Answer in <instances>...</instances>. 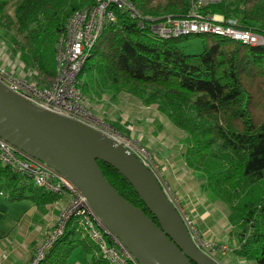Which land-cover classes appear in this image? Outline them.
Instances as JSON below:
<instances>
[{"label":"trees","instance_id":"trees-1","mask_svg":"<svg viewBox=\"0 0 264 264\" xmlns=\"http://www.w3.org/2000/svg\"><path fill=\"white\" fill-rule=\"evenodd\" d=\"M127 1L144 17L162 16L155 20L191 17L189 0ZM13 4L12 16L8 8ZM97 4L98 0H0V31L13 30L14 52L27 69L43 76L45 82L40 77L36 84L51 85L56 79L59 42L66 36L70 18ZM112 9L116 21L107 25L77 80L89 108L120 133L127 128L93 109L102 91L127 92L164 114L185 133V162L200 178L203 191L224 202L229 220L239 227L238 243L230 252L264 264V45L211 34L163 39L150 30L153 21L146 20L141 28L127 9ZM196 10L205 19L216 14L235 19L240 29L264 38V0H224ZM195 36L204 38V51L185 54L179 43ZM98 163L120 195L158 223L130 182L112 166ZM0 197L9 202L27 199L41 206L69 200L14 173L1 160ZM47 241L42 257L37 259L35 254L29 264L35 260V264H68L79 247L88 264H111L76 215L66 220L56 239Z\"/></svg>","mask_w":264,"mask_h":264},{"label":"water","instance_id":"water-1","mask_svg":"<svg viewBox=\"0 0 264 264\" xmlns=\"http://www.w3.org/2000/svg\"><path fill=\"white\" fill-rule=\"evenodd\" d=\"M0 138L68 179L139 264H221L196 245L156 175L126 146L80 121L40 111L1 82ZM99 161L130 182L158 223L120 195Z\"/></svg>","mask_w":264,"mask_h":264},{"label":"built area","instance_id":"built-area-1","mask_svg":"<svg viewBox=\"0 0 264 264\" xmlns=\"http://www.w3.org/2000/svg\"><path fill=\"white\" fill-rule=\"evenodd\" d=\"M223 1L198 0V6H209ZM113 7L127 9L132 18L138 19L141 28L146 27V20L153 21L150 24V30L154 35L163 39L211 34L228 37L243 44L264 45V38L251 30L240 29L235 19L216 20L215 15L205 19L197 13H192V18L188 19L177 20L172 17H164L163 20H155L151 16H142L133 3L127 0H98V4L94 8L77 11L70 18L66 36L59 42L56 79L53 84L38 85L24 76L15 75L13 71L0 65V82L10 91L28 100L40 111L80 121L126 146L156 175L164 192L174 203L170 197V188L161 180L163 176L160 169H157L156 161L151 152L147 148L134 144L117 129L95 115L89 108V101L83 97L77 86L78 76L95 45L102 37L107 25L116 21L117 17ZM0 160L9 166L14 173L32 178L37 186L54 194L68 197L69 204L62 214L63 221L60 224V233L66 220L70 216L76 215L82 218V223L89 229L91 238L99 243L105 257L109 259L111 264H139L123 243L98 223L87 199L63 175L47 164L28 156L2 138H0ZM185 222L187 224L186 220ZM189 232L196 245L212 257L217 249L223 252L228 251L226 246L219 247L202 241L197 230L194 232L190 228ZM107 237L112 240V244L108 242ZM41 252L43 253L42 250ZM36 262L37 260L33 264Z\"/></svg>","mask_w":264,"mask_h":264},{"label":"rangeland","instance_id":"rangeland-1","mask_svg":"<svg viewBox=\"0 0 264 264\" xmlns=\"http://www.w3.org/2000/svg\"><path fill=\"white\" fill-rule=\"evenodd\" d=\"M189 2H191L192 11L191 17L188 18H192V13H197L196 6H198V0H189ZM154 4H157V0H154ZM14 9L15 4L8 8V13L12 16L14 15ZM215 16L216 20L224 19L221 15L216 14ZM160 17L162 16H151L152 19ZM12 36L13 30L0 31V65L13 71L15 75L24 76L34 83L41 77V81L44 83L43 76H39L35 69H27L21 61L20 56L14 52L11 44ZM203 41L204 38L202 36L190 37L179 43V48L188 55L201 54L204 51ZM35 76L39 77L35 78ZM112 91V89L102 91L100 96H96L95 102L92 104L93 109L109 121H117L126 127L128 131H124L121 134L129 138L134 144L147 148L153 154L155 153L156 160L158 161L159 158L163 165L179 168V162L183 159V165L189 178L196 179L195 182L193 181L190 185L188 184V187L187 182H185L183 188L178 189L176 192L163 177L161 179L169 186L170 197L178 207L183 218L187 221L189 229L192 228L194 232L197 230L200 239L206 243H218L219 247L226 246L228 248L227 252L217 249L213 253V257L215 259L218 257L220 259L218 261L221 264H256L254 261L242 259L230 252L231 247L236 246L238 243L236 234L239 231V227L229 220L228 206L222 201L213 199L209 193L203 191L200 178L195 176L193 170L185 162L183 155L186 145L185 133L177 128L164 114L153 107L146 106L138 98L124 91L116 94L111 93ZM157 169H159L158 164ZM190 190L192 191L189 192ZM183 192H195V194H192L195 196L194 198L189 194L190 198L188 199L187 197V200L184 201L186 209H183L181 206V204L183 205V200L181 202L178 200V196L183 194ZM185 195L187 196L186 193ZM63 203L62 205L61 201L58 200L53 205L46 206L47 214H50V217H53L54 220V222L52 220V224L50 225L47 221V240L48 238H53L54 240L60 235V224L63 221L62 214L66 210L69 200H65ZM58 224L59 226L57 227ZM49 231L51 232L49 233ZM47 240L38 248L36 252L38 257L41 256V250L44 251L45 245H48L49 241ZM68 264H88L87 255L82 247L73 251L69 257Z\"/></svg>","mask_w":264,"mask_h":264},{"label":"crops","instance_id":"crops-1","mask_svg":"<svg viewBox=\"0 0 264 264\" xmlns=\"http://www.w3.org/2000/svg\"><path fill=\"white\" fill-rule=\"evenodd\" d=\"M153 156L155 157L156 154L154 153ZM182 160L179 162V168H175L163 165L161 160L158 158L157 161L155 157L163 178L175 192L182 189L185 182L188 187V184L196 181L194 178H189ZM185 193L178 196L180 202L183 200V205L181 204L183 209H186L184 201L187 197L190 198L189 194H195V192ZM60 201L63 205L65 199ZM46 206L49 205H37L27 199L9 202L0 197V264H29L38 248L47 240V221L49 225L52 224L53 217L47 214ZM217 260L220 259L217 257Z\"/></svg>","mask_w":264,"mask_h":264}]
</instances>
